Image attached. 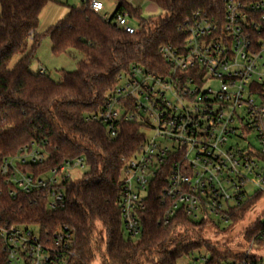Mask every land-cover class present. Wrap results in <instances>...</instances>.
Masks as SVG:
<instances>
[{"label": "built area", "instance_id": "2783aa9c", "mask_svg": "<svg viewBox=\"0 0 264 264\" xmlns=\"http://www.w3.org/2000/svg\"><path fill=\"white\" fill-rule=\"evenodd\" d=\"M76 2L125 33L140 28L126 11L103 13L99 0ZM182 30V45L160 46L156 70L133 65L118 74L103 108L91 116L109 137L132 122L143 136L121 174L118 206L131 238L141 232L140 211L160 178L164 225L177 213L230 225L248 200L264 199V0H224L220 16L195 12ZM44 144L31 141L2 157L0 176L12 198L33 194L55 211L64 206L65 183L77 180L72 172L85 166L76 158L36 175L23 171L21 165L46 161ZM0 243L8 264H68L73 255L67 227L42 235L33 226H0ZM230 251L231 259L214 263L204 250L189 264H264V208Z\"/></svg>", "mask_w": 264, "mask_h": 264}, {"label": "trees", "instance_id": "16d2710c", "mask_svg": "<svg viewBox=\"0 0 264 264\" xmlns=\"http://www.w3.org/2000/svg\"><path fill=\"white\" fill-rule=\"evenodd\" d=\"M48 1L0 0V159L31 141H42L46 161L21 165L23 171L36 175L76 158L85 167L79 179L65 183L64 206L55 211L47 210L33 194L12 198L0 176V226H33L42 235L67 227L73 234L68 264H92L95 259L100 264H176L200 249L214 263L231 259L230 247L212 243L203 235L205 225L215 226L212 220H192L177 213L168 224L162 223L161 178L140 211L139 236L125 235L118 206L121 174L124 161L139 150L143 136L132 122L122 123L117 135L109 137L103 124L91 119L103 108L118 74L133 65L156 70L161 64L160 46L182 45L184 22L195 12L220 16L224 0H147L163 13L152 21L142 19L140 9L127 0H115L112 16L126 11L139 23L134 34L83 6L71 5L54 26L36 33L40 12ZM42 37L49 38L54 55L74 51L81 55L77 68L61 72L57 82L45 70H30ZM16 55L19 59L10 65ZM259 199L257 195L236 210L232 222L240 220ZM0 264H8L1 243Z\"/></svg>", "mask_w": 264, "mask_h": 264}, {"label": "rangeland", "instance_id": "374dc122", "mask_svg": "<svg viewBox=\"0 0 264 264\" xmlns=\"http://www.w3.org/2000/svg\"><path fill=\"white\" fill-rule=\"evenodd\" d=\"M103 6V13L111 14L117 3L115 0H99ZM129 3L138 7L140 9V17L142 19H149V21L154 20L158 16H162L163 13L154 4L148 2L147 0H127ZM78 5L76 0H71L69 2L63 1H51L49 0L44 6L39 15L38 26L36 28V33H44L48 28L54 26L59 20H61L68 11V6ZM154 17V18H152ZM131 23L135 26L138 21L133 19ZM31 41L28 42V50L30 48ZM19 55L12 58L10 65H13L18 59ZM81 59V55L74 51L70 54H59L54 55L51 52V42L48 37H42L39 41L35 51L34 58L32 60L30 70L36 72L39 69H44L46 73L50 76L53 81H58L61 72H71L77 68V62ZM149 135V133H146ZM83 170H75L72 172L74 179H79L81 177ZM264 208V199H261L254 209L250 212L245 213V215L238 221L231 223L230 225H225L219 223L216 220H212L215 226L205 225L203 229V235L211 241L217 244H226L228 247H233L234 242L240 237L244 228L257 216L261 215V211ZM204 250L200 249L194 251L193 253L183 256L176 264H189L198 255H203ZM264 262V256H263ZM92 264H100L99 259H95Z\"/></svg>", "mask_w": 264, "mask_h": 264}]
</instances>
